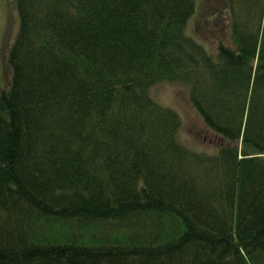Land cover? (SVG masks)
<instances>
[{"label": "trees", "instance_id": "1", "mask_svg": "<svg viewBox=\"0 0 264 264\" xmlns=\"http://www.w3.org/2000/svg\"><path fill=\"white\" fill-rule=\"evenodd\" d=\"M6 6L0 264H264V0Z\"/></svg>", "mask_w": 264, "mask_h": 264}, {"label": "rangeland", "instance_id": "2", "mask_svg": "<svg viewBox=\"0 0 264 264\" xmlns=\"http://www.w3.org/2000/svg\"><path fill=\"white\" fill-rule=\"evenodd\" d=\"M6 12H8V7H5V0H0V55L2 50L8 47L10 40L13 38L12 34L16 35L18 31V27L8 20ZM187 91L188 86L180 82H161L152 88V93L157 100L164 104L175 106L179 110L185 126V132L193 134L192 131H196L202 120L189 102L185 100Z\"/></svg>", "mask_w": 264, "mask_h": 264}]
</instances>
